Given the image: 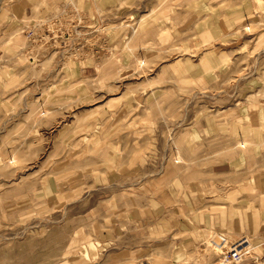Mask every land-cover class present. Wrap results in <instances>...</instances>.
Returning <instances> with one entry per match:
<instances>
[{
  "label": "rangeland",
  "instance_id": "rangeland-1",
  "mask_svg": "<svg viewBox=\"0 0 264 264\" xmlns=\"http://www.w3.org/2000/svg\"><path fill=\"white\" fill-rule=\"evenodd\" d=\"M0 264H264V0H0Z\"/></svg>",
  "mask_w": 264,
  "mask_h": 264
}]
</instances>
